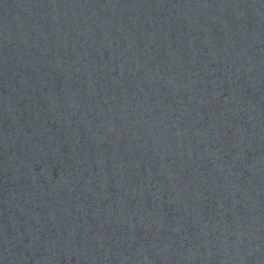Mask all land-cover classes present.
I'll return each instance as SVG.
<instances>
[{"label":"water","instance_id":"obj_1","mask_svg":"<svg viewBox=\"0 0 264 264\" xmlns=\"http://www.w3.org/2000/svg\"><path fill=\"white\" fill-rule=\"evenodd\" d=\"M0 264H264V0H0Z\"/></svg>","mask_w":264,"mask_h":264}]
</instances>
